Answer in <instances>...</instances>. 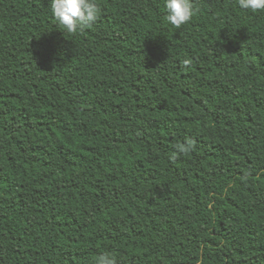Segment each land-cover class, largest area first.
I'll return each instance as SVG.
<instances>
[{
	"label": "trees",
	"instance_id": "1",
	"mask_svg": "<svg viewBox=\"0 0 264 264\" xmlns=\"http://www.w3.org/2000/svg\"><path fill=\"white\" fill-rule=\"evenodd\" d=\"M94 2L0 0V264H264V11Z\"/></svg>",
	"mask_w": 264,
	"mask_h": 264
},
{
	"label": "clouds",
	"instance_id": "2",
	"mask_svg": "<svg viewBox=\"0 0 264 264\" xmlns=\"http://www.w3.org/2000/svg\"><path fill=\"white\" fill-rule=\"evenodd\" d=\"M239 6L245 11L258 13L264 11V0H239ZM167 21L176 29L189 24L200 11L193 0H167ZM51 8L59 26L69 34H77L91 28L100 17V8L94 0H52ZM191 59H185L183 65H192ZM178 152L185 156L196 150V141L189 139L187 143L176 145ZM179 156L173 153L175 162ZM97 264H117L115 257L105 253L97 258Z\"/></svg>",
	"mask_w": 264,
	"mask_h": 264
}]
</instances>
